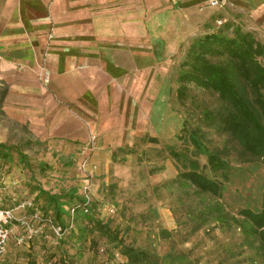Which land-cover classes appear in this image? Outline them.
Listing matches in <instances>:
<instances>
[{"label":"rangeland","instance_id":"obj_1","mask_svg":"<svg viewBox=\"0 0 264 264\" xmlns=\"http://www.w3.org/2000/svg\"><path fill=\"white\" fill-rule=\"evenodd\" d=\"M220 1L191 16L179 8L181 46L166 75L149 78L152 128L122 149L99 147L118 149L114 160L94 154L90 136L36 135L15 110L14 80L0 74V141L12 147L0 156V193L10 205L31 201L24 211L38 229L18 243L20 226L0 264H264V8ZM210 32L225 40L204 41ZM50 77L42 65L39 81ZM190 170L222 181V193L196 185ZM88 197L90 210L73 213ZM60 218L58 234L47 224Z\"/></svg>","mask_w":264,"mask_h":264},{"label":"crops","instance_id":"obj_2","mask_svg":"<svg viewBox=\"0 0 264 264\" xmlns=\"http://www.w3.org/2000/svg\"><path fill=\"white\" fill-rule=\"evenodd\" d=\"M232 1L264 8V0ZM201 5L215 6L211 0H0V74L14 80L15 110L38 136L85 144L96 132L94 154L117 159L130 133L152 128L155 100L148 95L157 89L149 91V78L166 75L181 46L188 22L179 8L191 16ZM42 65L51 75L47 85L38 78ZM113 145H119L113 153L100 149Z\"/></svg>","mask_w":264,"mask_h":264},{"label":"built area","instance_id":"obj_3","mask_svg":"<svg viewBox=\"0 0 264 264\" xmlns=\"http://www.w3.org/2000/svg\"><path fill=\"white\" fill-rule=\"evenodd\" d=\"M220 0H211V3L214 5L219 4ZM97 139V133L92 132L90 135V144L93 146L95 141ZM96 166V165H94ZM90 197L83 202L80 205H75L72 207L73 213L77 211L78 208H81L84 212H87L90 210ZM32 205L31 201H22L19 203H16L15 205H10L5 202L3 195L0 193V254L3 253L6 248L7 244L10 239V235L12 233V225L20 224L21 226L25 227L26 234H21L16 237V240L18 243H23L26 241V238L31 237L38 229L36 227V224L31 222L30 215H28L24 210L27 206ZM14 208H18L21 210L19 215H16L14 212ZM35 219H41L38 212H34L31 215ZM53 228L55 232L58 234L61 233V229L63 226L61 224L59 225H53Z\"/></svg>","mask_w":264,"mask_h":264},{"label":"trees","instance_id":"obj_4","mask_svg":"<svg viewBox=\"0 0 264 264\" xmlns=\"http://www.w3.org/2000/svg\"><path fill=\"white\" fill-rule=\"evenodd\" d=\"M204 41H217V42H222L225 39L220 36L217 35L216 33H207L204 38ZM232 52L235 56L237 57H241V52H239L238 50H235L234 48H232ZM183 75V74H181ZM188 78V80H194L197 81L199 83H205V79L202 75L199 74H195V73H191V74H186L184 75ZM228 90L233 93L236 102L238 103V106L241 108V110L245 113V114H251L250 109L248 108L247 104L245 103V101L243 100V98L236 92V90L234 89V87L230 84L227 85ZM206 115L209 117L210 116V111L207 110L206 111ZM223 120L226 119V117L220 116ZM11 145L6 144L3 141H0V156H8L11 153ZM186 177H188L190 180H192L196 185L206 189V190H210L211 192H213L214 194H218L220 195L222 193V189H223V182L214 178V177H209L207 175L201 174L200 172L196 171V170H190L186 172ZM60 210H63V208H59V213ZM84 211L81 208L77 209V213H81ZM257 214V213H256ZM79 218V215H78ZM58 224H61L63 227L66 226V222L65 220L62 218H60L58 220ZM61 264H75L72 260L69 259H61Z\"/></svg>","mask_w":264,"mask_h":264}]
</instances>
